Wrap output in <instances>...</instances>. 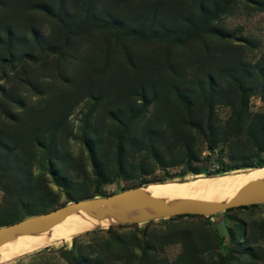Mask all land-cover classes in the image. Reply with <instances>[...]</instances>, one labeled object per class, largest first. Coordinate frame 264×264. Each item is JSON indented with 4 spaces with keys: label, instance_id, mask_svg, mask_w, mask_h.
I'll list each match as a JSON object with an SVG mask.
<instances>
[{
    "label": "trees",
    "instance_id": "obj_1",
    "mask_svg": "<svg viewBox=\"0 0 264 264\" xmlns=\"http://www.w3.org/2000/svg\"><path fill=\"white\" fill-rule=\"evenodd\" d=\"M18 1L20 23L6 24L0 35V226L95 196L70 192L73 180L65 168L72 159L62 150L71 136L70 110L87 96L95 107L105 104L101 111L112 130L104 139L120 178L158 169V178L143 182L156 184L264 167V114L248 107L253 93L264 94V80L257 66L243 60L241 45L231 43L218 24L238 0H81L70 8V0ZM7 2L0 0V7ZM244 2L264 8L262 0ZM38 15L55 24L46 35L31 24ZM23 25L25 33L19 30ZM91 32L117 46L97 68L87 56L68 52L70 42ZM139 46L143 49H133ZM72 51L79 53L77 47ZM37 53L44 56L43 67L52 56L55 60L52 74L43 79L56 80L59 88L47 95L25 73L28 62L39 61ZM74 62L79 65L69 69ZM20 93L36 95L41 103L28 105ZM219 110L225 113L222 118ZM101 134L84 136L83 145L94 176L93 193L106 196L98 189L108 183L98 153ZM50 184L63 192V204L57 205ZM250 207L256 206L233 209ZM183 217L197 216L150 221L142 229L118 226L130 231L109 240L112 261L120 260L116 253L123 248L124 264H156L158 249L179 244L178 264H264V245L259 243L264 241V218L237 221L235 232L228 230L231 248L221 254L222 240L213 229L171 224ZM75 262L104 264L86 257Z\"/></svg>",
    "mask_w": 264,
    "mask_h": 264
},
{
    "label": "rangeland",
    "instance_id": "obj_2",
    "mask_svg": "<svg viewBox=\"0 0 264 264\" xmlns=\"http://www.w3.org/2000/svg\"><path fill=\"white\" fill-rule=\"evenodd\" d=\"M29 2H31V0H28L26 4ZM48 2H50V0H48ZM74 2H76L75 5L79 6L78 3L81 2V0H70L67 7H73ZM20 7L21 3L18 0H8L4 9L0 7V35L3 32L2 28L6 24L11 23L15 27L16 23H20ZM76 14H78V12ZM31 24L38 29V33L41 35H46L55 27V24L50 19L42 15L33 17ZM218 24L230 34L231 43L241 45L243 60L251 66H257L256 68L259 70L258 72L262 73H259L260 80H264V8L259 9L255 5H250L244 2V0H238L237 4L225 16L220 18ZM19 30L20 32L25 33V25L21 26ZM75 47L79 49V53H74L72 51ZM115 47L117 46L113 41L105 35L91 32L90 34H82L79 38L70 42L68 45V52L75 57L78 56L77 54L87 56L97 68L99 65L103 64L102 60L106 55L112 54V52H117ZM133 49L142 50L143 48L139 46V48L136 47V49ZM37 56L39 57L38 62H28L26 64V77L29 78L31 82L37 81L39 89L43 90L44 94L47 95L49 92H53V90L56 91L59 88L57 87L58 83L56 80L45 81L43 79L47 74H52V64H55L54 56L50 58V63L45 67H43V64L41 63L44 56L38 53ZM111 58L115 57H110V59ZM78 65L79 64L76 65L74 62L69 66V69H74ZM6 70L8 71L10 69L6 68ZM14 70L10 71L14 72ZM17 78H20V75H18ZM24 78L25 75L21 74V79ZM20 88L23 89V91L27 90L24 85H21ZM17 91L20 92L21 90ZM19 95L25 99L28 105H37L41 103L42 100V98L40 99L36 95H29L28 93H20ZM248 107L249 111L252 113L257 112L264 114V94L260 92L253 93L248 100ZM103 108H105V104L95 107V100L87 96L72 106L68 116L71 136L69 139L63 141L62 150L72 159V161L66 165L65 169L68 170L69 175L72 177L73 183L70 192L74 194V196L95 195L94 197H99V195L93 193L95 188L94 176L91 172L87 149L83 145V138L84 136L87 137L89 133H102L100 135L101 139L98 153L100 154L102 164L105 166V172H108V183L98 187L102 194L107 196L118 192L128 191L136 187L152 185L143 184V182H149L161 175L160 170L155 169L152 173L147 175L131 173L126 179L117 176L114 171L113 154H111L104 139L112 129L111 124L104 113L105 111H101ZM97 110H99V112ZM217 114L222 118L225 113L223 110H219ZM37 166L39 165L36 164V168H34V171L36 172L38 171ZM179 171L180 169H174L172 172L178 173ZM189 178L190 177H186L183 180L175 179L173 181L156 184L173 185L185 182ZM50 187L57 194V205L63 204L66 201L63 192L52 184H50ZM3 200L4 197L0 192V215L1 208L4 207ZM70 202L71 201H67V203ZM255 206L256 207H250L247 209H233L229 212L217 213L208 217H183L171 224L182 228L200 226L203 229H213L216 235L222 240L218 246V251L221 254H225L226 250L231 248L228 230L230 229L235 232L237 221L243 220L252 222L264 218V203ZM19 217H25V215L19 213ZM163 220L164 221L155 220L154 223L166 222V219ZM136 225L138 229H142L144 223ZM118 226L123 225L111 224L105 227H97L86 232L66 233L43 248L15 257L0 264H67L62 258L64 252L70 253L73 264H76V260L85 257L102 259L103 262L110 258L111 261H105L104 264H124L128 259L125 254V249L119 248L116 256L120 257V260L114 262L112 261V258L115 254L109 253L110 249L107 250L109 248V240L113 236L117 235L124 237V235L130 231L128 228H121ZM162 226H164V224ZM235 234L237 236V233ZM259 243L264 245V241H259ZM157 251L155 259L156 264H178L177 258L180 253H182V248L179 244H164L162 249H158ZM135 256H138L136 251Z\"/></svg>",
    "mask_w": 264,
    "mask_h": 264
},
{
    "label": "water",
    "instance_id": "obj_3",
    "mask_svg": "<svg viewBox=\"0 0 264 264\" xmlns=\"http://www.w3.org/2000/svg\"><path fill=\"white\" fill-rule=\"evenodd\" d=\"M144 187L77 200L0 226V246L17 237L47 232L69 215L108 217L114 224L131 225L177 216L208 217L229 209L264 203V180L243 185L221 202L199 199L165 201L145 192ZM62 258L67 264H73L70 253L64 252Z\"/></svg>",
    "mask_w": 264,
    "mask_h": 264
},
{
    "label": "bare ground",
    "instance_id": "obj_4",
    "mask_svg": "<svg viewBox=\"0 0 264 264\" xmlns=\"http://www.w3.org/2000/svg\"><path fill=\"white\" fill-rule=\"evenodd\" d=\"M261 180H264V167L212 177H190L182 183L173 185L152 184L142 189L153 197L165 201L199 199L221 202L243 185ZM114 223L108 217L69 215L47 232L17 237L1 245L0 263L43 248L66 233L86 232Z\"/></svg>",
    "mask_w": 264,
    "mask_h": 264
}]
</instances>
